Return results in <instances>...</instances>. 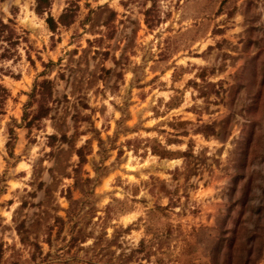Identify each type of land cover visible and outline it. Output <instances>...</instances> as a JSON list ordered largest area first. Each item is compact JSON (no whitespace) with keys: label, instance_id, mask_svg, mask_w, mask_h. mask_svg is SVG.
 I'll use <instances>...</instances> for the list:
<instances>
[{"label":"rangeland","instance_id":"374dc122","mask_svg":"<svg viewBox=\"0 0 264 264\" xmlns=\"http://www.w3.org/2000/svg\"><path fill=\"white\" fill-rule=\"evenodd\" d=\"M1 30L0 264H264V0H0Z\"/></svg>","mask_w":264,"mask_h":264},{"label":"trees","instance_id":"16d2710c","mask_svg":"<svg viewBox=\"0 0 264 264\" xmlns=\"http://www.w3.org/2000/svg\"><path fill=\"white\" fill-rule=\"evenodd\" d=\"M50 0H36V13L38 15H42L43 12L46 11L47 8H49ZM148 10L146 11L149 13ZM75 6L74 4H71L64 10V12L61 14L58 20V24L62 26H67L73 23V19L75 17ZM46 22L51 30L56 29L57 23L54 22V20L51 17H47ZM1 29H6V26L1 24ZM1 35L3 36V30L0 31ZM5 38V37H4ZM52 82L48 80H43L41 82H36L33 86L32 92L29 95V102L26 104L27 108L31 107L32 105H35L37 107L35 114L32 115L31 119L28 121V125H31L35 122H39L44 118H47L49 116V113L51 111L50 104L51 101V93H52ZM7 92L6 90L0 86V115L3 114V106L4 102L6 100ZM26 115H24V120H26ZM54 137H51L53 139ZM80 159V163H83L82 157L78 155Z\"/></svg>","mask_w":264,"mask_h":264}]
</instances>
